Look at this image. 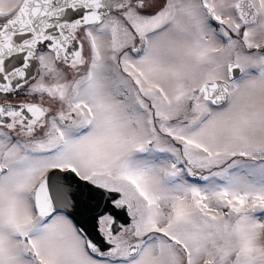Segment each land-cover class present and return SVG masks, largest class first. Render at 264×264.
I'll return each mask as SVG.
<instances>
[{
  "label": "snow or ice",
  "instance_id": "snow-or-ice-1",
  "mask_svg": "<svg viewBox=\"0 0 264 264\" xmlns=\"http://www.w3.org/2000/svg\"><path fill=\"white\" fill-rule=\"evenodd\" d=\"M0 264H264V0H0Z\"/></svg>",
  "mask_w": 264,
  "mask_h": 264
}]
</instances>
